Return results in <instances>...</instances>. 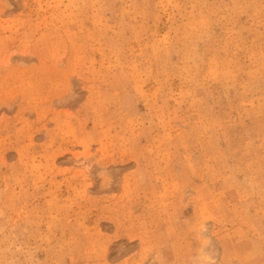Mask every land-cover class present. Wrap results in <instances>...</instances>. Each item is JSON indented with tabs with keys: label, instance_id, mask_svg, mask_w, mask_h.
Wrapping results in <instances>:
<instances>
[{
	"label": "rangeland",
	"instance_id": "rangeland-1",
	"mask_svg": "<svg viewBox=\"0 0 264 264\" xmlns=\"http://www.w3.org/2000/svg\"><path fill=\"white\" fill-rule=\"evenodd\" d=\"M0 264H264V0H0Z\"/></svg>",
	"mask_w": 264,
	"mask_h": 264
}]
</instances>
